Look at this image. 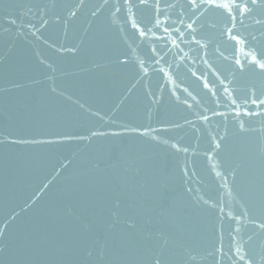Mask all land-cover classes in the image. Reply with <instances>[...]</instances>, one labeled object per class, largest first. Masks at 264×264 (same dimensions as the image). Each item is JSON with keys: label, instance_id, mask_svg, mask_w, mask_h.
<instances>
[{"label": "water", "instance_id": "1", "mask_svg": "<svg viewBox=\"0 0 264 264\" xmlns=\"http://www.w3.org/2000/svg\"><path fill=\"white\" fill-rule=\"evenodd\" d=\"M262 64L264 0H0V264H264Z\"/></svg>", "mask_w": 264, "mask_h": 264}, {"label": "snow or ice", "instance_id": "2", "mask_svg": "<svg viewBox=\"0 0 264 264\" xmlns=\"http://www.w3.org/2000/svg\"><path fill=\"white\" fill-rule=\"evenodd\" d=\"M221 7H228V5H220ZM262 68H264V64L260 65Z\"/></svg>", "mask_w": 264, "mask_h": 264}]
</instances>
